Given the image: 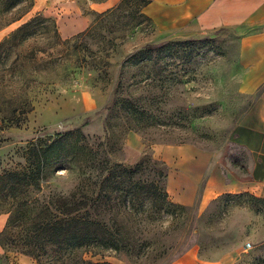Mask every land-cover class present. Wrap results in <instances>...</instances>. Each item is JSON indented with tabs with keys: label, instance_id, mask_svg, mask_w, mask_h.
<instances>
[{
	"label": "rangeland",
	"instance_id": "1",
	"mask_svg": "<svg viewBox=\"0 0 264 264\" xmlns=\"http://www.w3.org/2000/svg\"><path fill=\"white\" fill-rule=\"evenodd\" d=\"M41 1L51 14L32 5L19 20L0 29V41L36 13L54 22L51 29H57L61 40L70 41L52 49L42 38L26 43L47 48L52 55L39 53L33 69L26 67L27 76L34 80L25 92L34 107L25 121L8 126L9 122L1 121L5 113H0V174L22 169L31 143L78 130L111 163L132 164L145 156L160 162L156 146L180 143L213 149L234 165L243 162L237 137L243 133L241 116L250 99L238 89L237 67L228 55L229 31L202 34L191 39V45H174L141 64L122 67V61L142 46L170 41L152 40L150 21L133 13L132 6L104 16L119 0L101 11L92 6L105 0ZM28 8L27 3L15 7L0 23ZM57 20L60 27L63 22L80 30L65 37ZM124 100L132 104L134 113L119 110ZM132 133L144 147L137 160L125 162L122 148ZM81 178L79 163H70V169L49 168L40 182L41 191L33 193L39 198L67 194ZM253 201L246 194H224L204 206L173 203L169 213L140 225V235H135L149 242L142 251L85 246L72 257L111 264H248L253 258L252 243L246 238L251 227L248 216L234 210ZM6 219L7 214L0 213V231ZM236 246L238 252L224 253ZM19 250L14 244L0 246V264H39ZM255 263H264V256Z\"/></svg>",
	"mask_w": 264,
	"mask_h": 264
},
{
	"label": "trees",
	"instance_id": "2",
	"mask_svg": "<svg viewBox=\"0 0 264 264\" xmlns=\"http://www.w3.org/2000/svg\"><path fill=\"white\" fill-rule=\"evenodd\" d=\"M32 2L0 0V18L23 3L29 4L23 14L0 23V29L19 20L31 9ZM146 3L147 0H119L104 16L123 6H132L133 13L146 19L141 12ZM53 26L52 20L36 13L0 41V113H5L1 121L9 122L8 126H20L34 107L25 92L34 80L27 76L26 67L33 69L40 59L39 53L52 55L47 48L26 43L42 38L49 46L52 44L48 46L52 49L55 44L70 41L61 40L57 29H51ZM169 41L142 46L129 54L121 66L141 64L174 45L192 44L191 40ZM118 108L124 114L136 111L127 100ZM25 162L20 170L0 174V213L7 214L0 231V246L14 244L21 254L31 256L39 264H111L72 257L75 250L85 246L115 251L136 247L142 251L149 242L135 235H140V225L169 213L174 205L167 199L165 172L160 162L145 156L132 164L111 163L98 147L86 142L85 134L79 130L31 143ZM74 162L79 163L82 178L73 190L46 198L33 193L41 191L40 182L49 168L70 169V163Z\"/></svg>",
	"mask_w": 264,
	"mask_h": 264
},
{
	"label": "crops",
	"instance_id": "3",
	"mask_svg": "<svg viewBox=\"0 0 264 264\" xmlns=\"http://www.w3.org/2000/svg\"><path fill=\"white\" fill-rule=\"evenodd\" d=\"M114 2L95 3L92 9L106 10ZM33 6L51 14L41 0ZM141 12L150 21L151 39L156 41L191 40L218 30L231 33L228 55L237 67L239 92L250 99L241 116L243 133L237 137L243 162L234 165L215 150L194 143L161 144L154 151L164 167L167 199L173 203L204 206L224 194L253 198L251 206L234 211L248 216L251 228L246 238L253 247L248 264H256L255 259L264 256V0H147ZM57 23L65 37L80 30ZM143 147L137 134H128L122 148L125 162L137 160ZM232 252H238V247L224 253Z\"/></svg>",
	"mask_w": 264,
	"mask_h": 264
},
{
	"label": "built area",
	"instance_id": "4",
	"mask_svg": "<svg viewBox=\"0 0 264 264\" xmlns=\"http://www.w3.org/2000/svg\"><path fill=\"white\" fill-rule=\"evenodd\" d=\"M245 246L248 247V246H249V243L246 242V243H245Z\"/></svg>",
	"mask_w": 264,
	"mask_h": 264
}]
</instances>
